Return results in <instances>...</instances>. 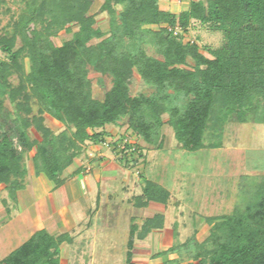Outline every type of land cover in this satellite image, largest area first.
I'll list each match as a JSON object with an SVG mask.
<instances>
[{"label":"trees","instance_id":"trees-1","mask_svg":"<svg viewBox=\"0 0 264 264\" xmlns=\"http://www.w3.org/2000/svg\"><path fill=\"white\" fill-rule=\"evenodd\" d=\"M94 2L26 0L12 31L0 36V51L8 57L0 60V87L16 109L15 126L0 133V184L6 186L13 201L26 186L27 152L34 150L35 174H45L59 187L83 144L105 142L108 133L104 127L118 124L123 117H128V131L161 147L162 116L169 113L175 137L188 151L221 147L224 127L230 122L264 123V0H192L189 8L178 12L161 9L158 0H103L101 10L112 18L117 14L116 5L123 6V33L130 37L145 32L154 35L161 59L149 56L137 42L123 45L105 39L91 44L103 34L95 26V16L89 14ZM194 20L224 34L222 46L208 49L210 57L198 44L182 38L181 33L188 31ZM73 25L78 26L73 37L58 45L59 33L71 31ZM176 29L181 32L175 33ZM18 39L22 45L16 49ZM90 65L112 77L103 101L92 95L87 77ZM135 68L155 87L154 94L131 93ZM13 74L19 75L17 85L9 81ZM33 103L39 105L37 112ZM45 111L73 126L74 131L55 133L45 124ZM32 127L41 140L32 138ZM209 133L211 141L206 142ZM125 137L123 133L113 142L117 151L125 157L135 146L142 156L136 144L118 148ZM246 190L249 196L231 214L206 217L211 233L205 241L195 243L196 252L188 264H264V177ZM170 196L167 188L146 178L134 204H166ZM164 224L165 215L160 212L145 218L141 225L132 220L128 264H134L136 240H144ZM65 241H70L68 233L53 235L39 229L0 264H60ZM178 248L173 245L167 252ZM166 264L180 263L174 259Z\"/></svg>","mask_w":264,"mask_h":264},{"label":"rangeland","instance_id":"rangeland-1","mask_svg":"<svg viewBox=\"0 0 264 264\" xmlns=\"http://www.w3.org/2000/svg\"><path fill=\"white\" fill-rule=\"evenodd\" d=\"M191 1L158 0V3L163 10L178 12L189 8ZM25 3L26 0H0V36L12 31L13 21L18 19L25 7ZM102 4L103 0H95L89 11V14L95 16V26L103 32L101 37L92 39L90 41L91 44H97L105 39H113L123 45L137 42L149 56L162 58L160 48L153 34L145 32L139 33L136 37H130L123 33L120 17V12L123 9L122 5H116L117 14L112 18L107 11L101 10ZM31 28H33V25ZM151 28L156 29V26H151ZM77 30L78 26L73 25L71 31H61L56 37L57 44L61 45L71 39L73 33ZM181 34L184 42H195L199 45L201 52L209 57L211 54L208 49L218 48L225 41L223 32L213 30L208 25L196 20L192 21L188 31H183ZM21 45V40L18 39L16 49ZM0 60H8V57L1 51ZM25 61L26 69L29 70V61L28 59ZM188 62L193 64L190 58ZM87 77L91 81L93 97L103 101L106 90L113 84L111 75L103 74L93 65H90L88 66ZM9 81L17 85L20 82L19 75H11ZM130 90L133 95L144 94L150 96L155 93V87L144 81L136 68L130 82ZM33 108L37 112L39 105L33 103ZM43 115L45 124L55 133L65 129L74 131L73 126H67L47 111ZM15 118V105L9 95L4 93L0 87V133L6 129L13 128L16 124ZM162 119L163 124L160 132L163 146L159 147L157 144L147 143L131 130L128 131L126 129L128 117H123L118 124H107L104 127L108 133L106 137L108 140H106L110 142L109 146H105L104 142L100 143V146H105V155L100 152V146H95L97 143L87 141L83 144L80 155L75 159V166L81 167L83 171L81 178L84 175H93L94 168L97 169L98 165L105 166L108 170V167H106L107 162H111L110 166L121 168L124 173L119 170L117 176L106 178L101 183L98 181L96 185L101 188L102 192H105V197L109 194L110 198L113 197L119 200L122 197L118 195L123 194V200L128 203L133 201V197L136 194L141 193V186L146 178L159 182L170 190L171 197L167 207L169 229L164 236L150 239L148 243L153 245L152 249L154 250L159 249L161 242L163 248L177 245L179 247L178 250L170 255L177 259L180 264H187L192 260L196 252L195 243L205 241L211 233L212 225L206 221V217L231 214L249 196L246 190L247 186L257 184L264 177V123L252 121L245 123L230 122L224 127L221 139L223 145L221 147L188 151L181 148L176 139L174 128L169 123V113H165ZM123 133L126 134L130 142L141 147L142 156L139 155V148L136 151L131 149L127 151L126 158L121 151L114 152L113 148L111 151L108 150V147L115 146L113 142L119 140ZM30 134L32 138L41 140L40 133L34 127L30 129ZM210 135L211 133L208 134L206 142L211 141ZM115 150L117 149L115 148ZM33 154L34 150L27 152L25 156V166L28 170L26 184L29 178V171H33L34 167ZM92 158H104L105 160L101 161H105V165L93 162ZM72 168L66 170V172H70L73 170ZM103 183L105 184L104 188ZM99 187H94L90 193L93 210L96 208ZM53 196L50 195L48 199L45 198L43 204L40 205L43 206V209H41L42 207L40 209L42 214L45 212V216L58 207L60 200L57 198L55 200ZM2 200H5V202L0 205L1 209L3 208V213L0 215L2 216L0 217V225L2 222L4 223V219L7 216H11L13 208L11 206L16 202L9 197L5 185L0 186V201ZM154 205H157V203ZM16 206L14 204V208ZM4 207L5 209L7 208L6 211H4ZM152 209L150 207L139 209L127 203L100 205V210L97 212L95 219L97 221L96 227L100 230L99 235L102 237V239L98 240V251L99 254L103 253V255L97 254L96 257L94 256L96 258L95 264H125L124 257L125 251L128 250L129 239V218L131 215H140V213L145 216L150 215V212L153 211ZM55 223V221L52 222L56 226ZM58 228L60 227L58 226ZM58 228L57 226L55 227L56 230ZM67 228L69 229V225H67ZM60 229L63 232L66 231L65 228ZM5 231L6 228L4 227L1 229L0 235L6 234ZM26 235L20 233V238L0 250V257L9 254L21 244L26 239ZM68 235L71 236V233H68ZM157 239L159 241H156ZM189 239L191 241L186 243ZM143 243V241L136 240V244H140L136 247V253H139L137 255L139 258L137 259V264H144V255H147L143 251L145 249ZM185 243L186 245H184ZM86 245L87 242L84 240L83 248ZM209 245L211 246L212 244L209 243ZM65 247H67L66 252L69 251V247ZM103 256L104 259L102 260ZM91 257L93 256L83 255L81 259L87 258L89 261Z\"/></svg>","mask_w":264,"mask_h":264},{"label":"crops","instance_id":"crops-1","mask_svg":"<svg viewBox=\"0 0 264 264\" xmlns=\"http://www.w3.org/2000/svg\"><path fill=\"white\" fill-rule=\"evenodd\" d=\"M100 145L101 144L99 143L95 146ZM112 148L114 152H117V150H115L114 145L111 148L108 147V150L111 151ZM99 150L100 152H103L102 155H105V146H100ZM92 159L93 162H98L99 164L102 163L103 165H105V161H101L105 160L104 158ZM106 164L108 170L107 168H105V166L102 167L98 165L97 169L94 168L93 175H84L83 178H81L80 176L83 174V171L81 167L75 166L76 161H74V163L66 170L71 169L73 166L75 167L72 168L73 170H71L70 172H66V170L64 171L63 177L66 178V181L59 187H55V184L50 181L45 174L36 175L33 167V171H29V178L25 188L18 192V199L14 203L17 206L15 208L14 204L11 206V208L13 207L11 211V216H7L6 219H4V223L2 222V224L0 225V232L1 229H3L4 227L6 228V234L0 235V250H2L5 246H8L9 244L16 241V239L20 238V233L27 234L26 239L21 243L23 244L32 236L35 231L45 228L53 235L71 233V236H69L70 241H65L61 244L60 264H95L96 258H94V256L96 257V255L99 254L98 240L102 239V237H100L99 235L100 230L96 227L97 221L95 219L97 212L100 210V205L105 206V204L118 205L120 203H127L128 205L139 209L149 207L150 209L153 208V211L150 212V215L145 216L144 214L141 215L140 213V215L134 214L130 216L129 234L131 222L133 219L141 225L145 218L152 217L158 212L163 213L165 215V224L163 228L153 229L144 240H139L144 242L143 245L145 249L143 251L147 254L144 255L145 257L143 256L144 264H166L169 260L175 259L173 256L170 255L173 252H167V250L171 246L168 248H163L161 242L159 249L154 250L152 249L153 245H149L148 243L150 239H155L160 236L162 237L167 233V230L169 229L167 215L168 203L164 204L152 201L146 207H137L134 204V198L135 196L141 194L142 190L141 193L136 194L133 197V201L131 203L125 202L123 200V194L118 195L122 197L119 200L114 199L113 197L110 198L109 194H107V196L105 197V192L101 191V188L96 185V182L99 181L101 183L103 182V180L105 181L106 178L115 177L117 176L119 170H122L121 168H115V166H110L111 162H107ZM122 172L124 173L123 170ZM2 185L4 184H0V186ZM104 185L105 184L103 183V188ZM96 186L99 188L97 192L96 208L93 210L91 206L92 201L90 200V193L91 190ZM142 187L143 185L141 186V189ZM50 195H54V199L56 200L57 198L60 200V202L56 210L48 213L47 216H45V212H43V214L41 212L43 206L40 205L43 204V200H45V198L48 199ZM156 203L157 205H154ZM3 204V200L0 201V205ZM40 207L42 208L40 209ZM2 209L0 206V215H2L3 213ZM6 210L7 208L4 211ZM54 221L56 222L55 224L57 228L59 226L60 228H65L66 231L63 232L60 228L56 230V226L52 224V222ZM67 225H69V229L67 228ZM146 239L147 241H145ZM84 240L85 242H87V245L83 248L82 245ZM156 241L159 240L157 239ZM21 244H19L17 247H19ZM140 244L135 243L134 245L132 257V262L134 264H137V259H139L137 257L139 253H136V247H138ZM65 246L69 247V251L66 252L67 247ZM83 255H92L93 257H91L88 261L87 258L81 259V256ZM99 255H103V253H100ZM5 256L6 255L0 257V260ZM103 259L104 256L102 260ZM124 262L125 264H128L127 250L125 251Z\"/></svg>","mask_w":264,"mask_h":264},{"label":"built area","instance_id":"built-area-1","mask_svg":"<svg viewBox=\"0 0 264 264\" xmlns=\"http://www.w3.org/2000/svg\"><path fill=\"white\" fill-rule=\"evenodd\" d=\"M180 30L179 29H176L175 30V33H177V32H179ZM128 143H131V144H134L133 142H130L129 141V138L126 136L125 138H124V140H123V142H121V143H119L118 144V148L120 149H123V148H126V144H128ZM105 146H109V144H110V142H108L107 140L103 143ZM131 150H135V146H133L132 148H131Z\"/></svg>","mask_w":264,"mask_h":264}]
</instances>
